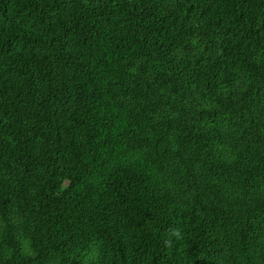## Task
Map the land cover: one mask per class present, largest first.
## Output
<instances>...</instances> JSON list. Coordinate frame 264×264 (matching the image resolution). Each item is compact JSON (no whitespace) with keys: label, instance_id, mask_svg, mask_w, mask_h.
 Listing matches in <instances>:
<instances>
[{"label":"trees","instance_id":"16d2710c","mask_svg":"<svg viewBox=\"0 0 264 264\" xmlns=\"http://www.w3.org/2000/svg\"><path fill=\"white\" fill-rule=\"evenodd\" d=\"M0 264H264V0H0Z\"/></svg>","mask_w":264,"mask_h":264}]
</instances>
